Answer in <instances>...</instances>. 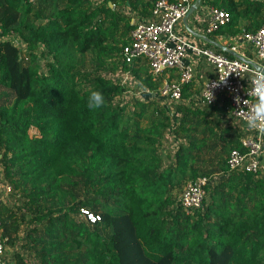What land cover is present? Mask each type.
Returning a JSON list of instances; mask_svg holds the SVG:
<instances>
[{
    "label": "trees",
    "instance_id": "1",
    "mask_svg": "<svg viewBox=\"0 0 264 264\" xmlns=\"http://www.w3.org/2000/svg\"><path fill=\"white\" fill-rule=\"evenodd\" d=\"M156 1L0 0V179L15 199L0 209V232L10 264H31L25 254L33 264H264V172L229 170L230 151L244 148L228 97L198 100L192 82L180 100L164 98L178 70L155 75L145 57L125 59L136 25L128 11L148 19ZM195 3L230 13L220 35L264 23V0ZM119 71L152 94L125 101L129 87L111 76ZM92 91L104 97L95 110ZM168 133L178 144L164 156ZM203 176L212 178L205 199L189 214L180 193Z\"/></svg>",
    "mask_w": 264,
    "mask_h": 264
},
{
    "label": "built area",
    "instance_id": "2",
    "mask_svg": "<svg viewBox=\"0 0 264 264\" xmlns=\"http://www.w3.org/2000/svg\"><path fill=\"white\" fill-rule=\"evenodd\" d=\"M27 1L36 3L39 0ZM192 6L193 0H157L152 16L136 22L131 31L132 42L124 48L125 59L127 62H132L140 56L145 57L155 75L167 69H177L180 79L174 82L165 80L160 89V95L170 100H180L183 86L192 83L195 77L194 64L188 63L187 58L190 55L197 60L206 58L207 62L214 67V75L204 82L199 97L208 102L209 90L213 93V99L208 103H212L220 95L225 94L232 105L231 116L234 121L240 122L243 133L241 142L244 149L234 148L230 151L227 158L229 170L244 169L253 172L262 170L264 172V134L250 130L245 122L248 113L247 105L254 103L255 97L249 95L250 76L248 72L243 71L244 69L259 68L262 71L264 69V23L254 32L243 30L240 36L234 37L235 43L228 45V52L233 54L237 52L238 45L247 43L252 46L254 56L235 53L231 57L224 51L199 46L179 33L178 24ZM203 13L206 14L204 26L207 32L216 31L231 20V15L226 9L213 5L206 6ZM233 69L241 71L240 74L232 72L225 81L220 80L221 71L227 75V70ZM213 84L217 86L213 87ZM237 95L240 97V103L236 102ZM211 179L203 176L196 181L191 180L186 183L180 200L187 213H192L196 207L202 205L206 196V186ZM13 192L12 185L1 178L0 209L6 202L14 204ZM83 212L91 221L100 220L99 214L87 209H83ZM1 224L0 216V226ZM7 239L8 237L0 232V264H10L6 259Z\"/></svg>",
    "mask_w": 264,
    "mask_h": 264
},
{
    "label": "crops",
    "instance_id": "3",
    "mask_svg": "<svg viewBox=\"0 0 264 264\" xmlns=\"http://www.w3.org/2000/svg\"><path fill=\"white\" fill-rule=\"evenodd\" d=\"M197 0H193V5L196 6L195 12L188 18L187 22L181 21L178 24V31L181 35L187 37L191 42L202 46V47H209L213 48L217 51H222L220 48L224 50V52H228V45L229 43H235L234 37L235 36H229V35H220L218 32H207L205 29V20L206 14L203 13L206 9V6L202 3H195ZM129 10V8L127 9ZM131 15H134V19H136V22L144 20L142 16L138 14V12L130 10L128 11ZM199 16V17H198ZM198 17V18H197ZM204 22V23H203ZM241 43V41H240ZM253 48L247 43H242L240 46L238 45L237 52H233V54L238 55H246V56H254V52H252ZM188 63L194 64L195 69V77H194V89L197 91L198 89H202L204 82L211 78L214 75V67L209 64L206 60V58H202L201 60H197L194 56L190 55L187 58ZM200 89V91H201ZM142 91V90H141ZM141 96L144 98V94H149L148 91L140 92ZM139 94V95H140ZM197 95V93H194ZM165 98V97H164ZM198 100H201L199 95L197 96ZM202 104V103H200ZM228 121L234 122L232 120V116H229ZM237 122V121H236ZM233 125V124H232ZM240 125V124H239ZM167 135H170L169 140L173 139L176 141L174 136H172L170 133ZM166 135V137H167ZM167 141V138H165ZM164 140V141H165Z\"/></svg>",
    "mask_w": 264,
    "mask_h": 264
},
{
    "label": "clouds",
    "instance_id": "4",
    "mask_svg": "<svg viewBox=\"0 0 264 264\" xmlns=\"http://www.w3.org/2000/svg\"><path fill=\"white\" fill-rule=\"evenodd\" d=\"M244 72H248L250 76V89L248 90L249 95L255 97V102L248 104L247 117H246V126L250 130H255L261 134H264V71L259 68L256 69H244ZM236 72L238 75L241 71L239 70H227V75H224V72L221 71L220 80L225 81V79L232 73ZM213 87L217 85L213 84ZM208 87V86H207ZM210 93L207 96L208 102L213 99V93L208 90ZM236 102L240 103V97L237 95L235 97ZM104 104V97L100 92L92 91L88 98V107L91 110L102 107ZM245 104V101H244Z\"/></svg>",
    "mask_w": 264,
    "mask_h": 264
},
{
    "label": "rangeland",
    "instance_id": "5",
    "mask_svg": "<svg viewBox=\"0 0 264 264\" xmlns=\"http://www.w3.org/2000/svg\"><path fill=\"white\" fill-rule=\"evenodd\" d=\"M136 19L137 18H135V20ZM9 38H11L21 48L24 47V43L19 37L11 36ZM46 61H47L46 58H41L40 59V63H41V66H42L43 69L45 67V62ZM113 74L114 75H111V76L119 79L120 81H122L123 83H125L129 87V91L125 94V98H124L125 101H131L132 100V96H135V95L136 96H141L140 92L147 91V90H144V89H142V91H141V88H142L141 84H139L138 80L133 78L130 74H124V73H121L120 71L116 72V73H113ZM200 89H198V91L201 93ZM198 91H196V92H198ZM149 94H152V93H149ZM232 120H233V118H232ZM232 124L233 125H239L240 122L234 121V122H232ZM166 138H167V141L165 140L163 142L162 146H161V150H162V153H163L164 156H167V154H172L176 150L177 144H178L177 141H174L173 139L169 140L170 135H167ZM180 195H181V193H180ZM20 245H21V243H18V246H20ZM13 250H14L13 248L9 249L8 256L11 254V252ZM25 257L28 259V261L31 262V264H33L35 262V259L31 258L32 257L31 255H29V254L26 255L25 254Z\"/></svg>",
    "mask_w": 264,
    "mask_h": 264
},
{
    "label": "water",
    "instance_id": "6",
    "mask_svg": "<svg viewBox=\"0 0 264 264\" xmlns=\"http://www.w3.org/2000/svg\"><path fill=\"white\" fill-rule=\"evenodd\" d=\"M195 9H196V6L193 5L191 9L189 10V12L186 14V16L183 18V21L187 22L188 18L193 14V12H195Z\"/></svg>",
    "mask_w": 264,
    "mask_h": 264
}]
</instances>
